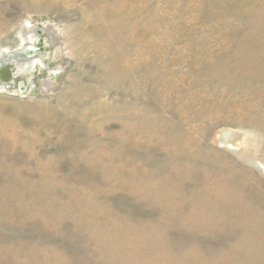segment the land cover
I'll list each match as a JSON object with an SVG mask.
<instances>
[{
    "label": "rangeland",
    "instance_id": "rangeland-1",
    "mask_svg": "<svg viewBox=\"0 0 264 264\" xmlns=\"http://www.w3.org/2000/svg\"><path fill=\"white\" fill-rule=\"evenodd\" d=\"M27 41L0 264H264V0H0V54Z\"/></svg>",
    "mask_w": 264,
    "mask_h": 264
},
{
    "label": "bare ground",
    "instance_id": "bare-ground-1",
    "mask_svg": "<svg viewBox=\"0 0 264 264\" xmlns=\"http://www.w3.org/2000/svg\"><path fill=\"white\" fill-rule=\"evenodd\" d=\"M25 40H27V35H24ZM34 44V43H33ZM33 49V50H32ZM37 49L36 48H26V52H28V56L25 57L26 59H24V57H18L17 54V59H12L11 61L15 63V67L13 69V72L15 73V77L17 75H19V73L23 72L26 69L27 66V61L31 60L32 58H40L42 55H34L37 54ZM16 53V52H15ZM2 55H0V64L1 61L3 59H5L6 57H8L9 53H1ZM5 54V55H4ZM34 55V56H32ZM40 56V57H39ZM42 58V57H41ZM40 58V59H41ZM7 85H1L0 86V91L3 90L4 88H6ZM217 141H219L220 143H222L223 145H225L226 147L230 148V150L234 151L235 153H237L238 155H240V157H242L244 159L245 162L252 164L256 167L260 166L261 164L259 162L256 161V158L252 156V154L248 151H246V148L243 145V139L240 133L236 132L233 129H222L217 137Z\"/></svg>",
    "mask_w": 264,
    "mask_h": 264
},
{
    "label": "water",
    "instance_id": "water-1",
    "mask_svg": "<svg viewBox=\"0 0 264 264\" xmlns=\"http://www.w3.org/2000/svg\"><path fill=\"white\" fill-rule=\"evenodd\" d=\"M26 48H28V47H26ZM26 48L21 53L20 52H16V53L15 52H11V53H9L8 57H6L5 59H3L1 61V63L2 62L3 63L0 64V86L1 85H3V86L4 85H9L14 80L15 73L13 72V69L15 67V63L12 62L11 60L12 59H17V54L18 55H29L28 52H26ZM21 85H23V84H21ZM256 168H258L260 171H263V169L260 166H258Z\"/></svg>",
    "mask_w": 264,
    "mask_h": 264
}]
</instances>
